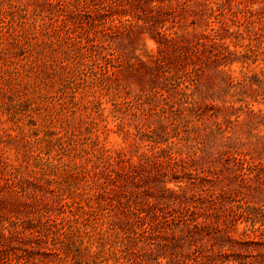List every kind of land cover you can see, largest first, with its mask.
I'll return each instance as SVG.
<instances>
[{"label":"rangeland","instance_id":"1","mask_svg":"<svg viewBox=\"0 0 264 264\" xmlns=\"http://www.w3.org/2000/svg\"><path fill=\"white\" fill-rule=\"evenodd\" d=\"M0 251L264 264V0H0Z\"/></svg>","mask_w":264,"mask_h":264},{"label":"trees","instance_id":"2","mask_svg":"<svg viewBox=\"0 0 264 264\" xmlns=\"http://www.w3.org/2000/svg\"><path fill=\"white\" fill-rule=\"evenodd\" d=\"M178 78H180V77H178ZM132 234H136V232L135 231L134 232L132 231ZM67 242H68V240L66 239V236L64 235L63 236V239H59L58 240V246L56 247V249L57 250H60V251L62 249H65L66 246H67ZM119 252H122V250H120ZM114 255L119 256L121 254L114 253ZM7 257H8L7 253H4L3 251H0V259L1 260L6 261ZM13 259H14L13 260V263H11V264H26V260H24V257H22V254L21 253H19V254L16 253ZM10 261H11V258H10ZM115 261H117V260H115ZM115 264H117V262H115ZM129 264H130V262H129Z\"/></svg>","mask_w":264,"mask_h":264}]
</instances>
